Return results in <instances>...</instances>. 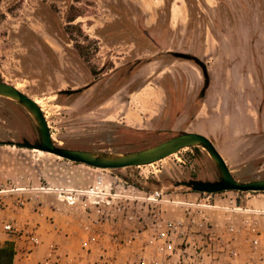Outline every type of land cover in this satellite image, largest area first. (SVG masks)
Masks as SVG:
<instances>
[{
    "label": "rangeland",
    "instance_id": "374dc122",
    "mask_svg": "<svg viewBox=\"0 0 264 264\" xmlns=\"http://www.w3.org/2000/svg\"><path fill=\"white\" fill-rule=\"evenodd\" d=\"M171 3L181 9L170 11ZM180 54L204 63L202 98L203 72ZM0 80L39 101L62 147L125 152L199 131L235 179L264 178V0H0ZM69 89L78 91L60 92ZM160 116L166 123L159 129L132 122ZM24 140H38L33 121L0 96V143ZM0 147L20 153L15 165L1 166L9 178L0 189H52L29 192L22 208L33 216L15 225L38 240L11 242L14 264H264V192L226 191L206 200L175 185L218 179L200 147L146 166L104 170L106 180L163 195L156 202L126 200L107 217L109 205L70 206L54 191L86 188L99 169L35 149ZM12 193L0 194V207L16 204ZM156 218L183 223L177 239L183 244L172 253L147 241L146 224ZM48 227L69 237L48 235Z\"/></svg>",
    "mask_w": 264,
    "mask_h": 264
},
{
    "label": "water",
    "instance_id": "95a60500",
    "mask_svg": "<svg viewBox=\"0 0 264 264\" xmlns=\"http://www.w3.org/2000/svg\"><path fill=\"white\" fill-rule=\"evenodd\" d=\"M76 91L78 89L61 90L60 92L73 93ZM0 96L11 99L22 107L33 121L38 134V140L35 142L28 140L22 142L3 141L2 144L41 150L71 162L103 170L146 166L175 154L186 147H200L208 154L215 166L219 175L218 179H190L178 181L175 185L185 186L198 193H219L224 191L264 192V178L248 181L235 179L213 141L202 133L183 131L155 145L125 152L67 148L57 145L53 141L45 115L35 99L3 80H0Z\"/></svg>",
    "mask_w": 264,
    "mask_h": 264
},
{
    "label": "built area",
    "instance_id": "2783aa9c",
    "mask_svg": "<svg viewBox=\"0 0 264 264\" xmlns=\"http://www.w3.org/2000/svg\"><path fill=\"white\" fill-rule=\"evenodd\" d=\"M100 174L97 175L94 181L88 185L86 188H75V187H59L55 188L54 191H57V199L61 202H64L67 205L75 206L83 202H91L93 205H100L106 204L109 205L112 209L110 211V215L112 216L113 210L121 211L124 209V203L126 200H143V201H161L163 200L162 191H154V192H143L142 190L136 188L134 185L127 184L126 182L122 181L120 178H115L111 181L106 180L103 174L104 170L99 169ZM42 189H46L44 187H40ZM19 188H11V189H0V194L4 193L2 196H6L5 193L13 192L18 190ZM52 190V189H47ZM138 192H143L144 195H139ZM226 192V191H224ZM239 193H243L241 191H236ZM222 193V192H219ZM219 193H202L206 197V200H209L212 195H216ZM1 196V195H0ZM119 200L117 206L112 207L114 200ZM16 204L14 206L23 207L26 203V199L23 197H16ZM0 197V203H1ZM172 203H179V204H192L187 201H175L170 200ZM203 206H210V203H203ZM157 214L153 213V217H156ZM182 221L181 220H168L166 222L159 221V218L151 221L150 223L146 224L148 229L150 230V236L147 239L148 243L155 245L159 250H168L172 253L176 249V245L179 244L182 246L183 241L177 242L178 234L183 233L182 229ZM3 229L10 235V236H19V237H26L30 239L32 242H36L38 238L36 236L31 235L30 230H24L17 227L12 222H7L3 224ZM91 239H95L94 235H90ZM15 242V241H14ZM15 249V248H14ZM14 264V263H13ZM141 264H145V261H142Z\"/></svg>",
    "mask_w": 264,
    "mask_h": 264
},
{
    "label": "crops",
    "instance_id": "0c3cea01",
    "mask_svg": "<svg viewBox=\"0 0 264 264\" xmlns=\"http://www.w3.org/2000/svg\"><path fill=\"white\" fill-rule=\"evenodd\" d=\"M159 3H160V0H157V4H159ZM175 6L177 7V10L181 9L180 4L171 3L170 11ZM170 114H171V109L169 108L168 112H167L168 117L171 116ZM240 117L241 116L238 117V123H239ZM242 120L247 122V125H245V127H247V126L251 127V123H249V121L245 117H243ZM132 122L133 123H138V124L140 123L141 125H143V127H144L145 124H149V125L153 126L154 128H157V129L161 128V125L166 123L165 122V118L163 116L156 117V118H153L151 120L147 119V117H143L140 121L139 120H135V121H132ZM172 122H173V120H170L167 123L169 124V123H172ZM143 127L138 126V128H143ZM242 127H244V125ZM197 128L199 130H202V131L206 130V128H204V126H197ZM193 132L201 133L199 131H193ZM1 148L2 147H0V186H3V185L5 186L6 185V178H9V177H7V175H5L3 167H1V166H4V163L7 162V161L9 163L13 162V165H15V163L18 162V156H16V155L20 154V153H14L16 151H7V149H3V148L1 149ZM8 176H10V178H12V180H14V182L18 181V177H17V175L15 173H12V174H10ZM18 184H24L25 185V183H23L22 180H19ZM32 190L46 191L47 189H42V188L37 189L36 187H33L31 189L30 188H19L18 190L13 191V193L11 194L12 195L11 198L13 200H15L16 197H22L23 196L26 199L28 196H31L29 192L32 191ZM191 194L192 193H184L185 196H189ZM31 210H33V208ZM32 216H33V214L29 213V209L27 208V206L24 207V208H22V207L18 208L17 206H10V207L7 206L5 208L0 207V245H3L7 241H9V242H14L15 241V242L20 243V244L24 243V239L22 237L10 236L3 229V224L7 223V222H12V223L15 224L16 221H20L23 217H28V218L31 219ZM44 218L46 219V216ZM45 232L48 235L55 234V235H57L59 237L65 238V239H67L69 237L66 233H64L63 231H60L59 229L54 230V229H51V228L48 227Z\"/></svg>",
    "mask_w": 264,
    "mask_h": 264
},
{
    "label": "trees",
    "instance_id": "16d2710c",
    "mask_svg": "<svg viewBox=\"0 0 264 264\" xmlns=\"http://www.w3.org/2000/svg\"><path fill=\"white\" fill-rule=\"evenodd\" d=\"M80 50L82 53H84V51L82 49H80ZM178 56H181L183 58H186V59H189V60L195 62L201 68V70L203 72V77H204V85H203L202 92L200 94V97L202 98L204 91L206 90V88L208 86V75L206 73L204 63H202L201 61H199L197 58H195L193 56H189V55H185V54H180ZM0 144H2V143H0ZM193 148L195 149L196 152H199L198 147H193ZM187 189H189V188H187ZM14 258H15V249H14V246L11 242L7 241L3 245H0V264H13Z\"/></svg>",
    "mask_w": 264,
    "mask_h": 264
},
{
    "label": "bare ground",
    "instance_id": "6f19581e",
    "mask_svg": "<svg viewBox=\"0 0 264 264\" xmlns=\"http://www.w3.org/2000/svg\"><path fill=\"white\" fill-rule=\"evenodd\" d=\"M173 11H175L176 12V10L174 9ZM176 14V13H175ZM173 17H174V15H173ZM37 101V100H36ZM37 103L39 104V101H37ZM37 152L39 153V154H44V152L43 151H41V150H37ZM47 153V152H46Z\"/></svg>",
    "mask_w": 264,
    "mask_h": 264
}]
</instances>
